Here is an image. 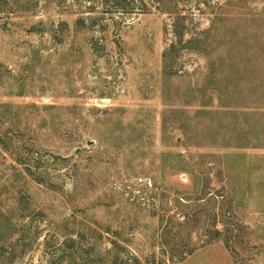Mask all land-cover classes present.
Masks as SVG:
<instances>
[{
	"label": "rangeland",
	"instance_id": "374dc122",
	"mask_svg": "<svg viewBox=\"0 0 264 264\" xmlns=\"http://www.w3.org/2000/svg\"><path fill=\"white\" fill-rule=\"evenodd\" d=\"M0 264H264V0H0Z\"/></svg>",
	"mask_w": 264,
	"mask_h": 264
},
{
	"label": "trees",
	"instance_id": "16d2710c",
	"mask_svg": "<svg viewBox=\"0 0 264 264\" xmlns=\"http://www.w3.org/2000/svg\"><path fill=\"white\" fill-rule=\"evenodd\" d=\"M173 262V260H171ZM174 263V262H173Z\"/></svg>",
	"mask_w": 264,
	"mask_h": 264
}]
</instances>
